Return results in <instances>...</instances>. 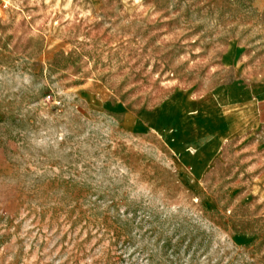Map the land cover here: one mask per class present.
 <instances>
[{
    "label": "rangeland",
    "instance_id": "374dc122",
    "mask_svg": "<svg viewBox=\"0 0 264 264\" xmlns=\"http://www.w3.org/2000/svg\"><path fill=\"white\" fill-rule=\"evenodd\" d=\"M0 264H264V0H0Z\"/></svg>",
    "mask_w": 264,
    "mask_h": 264
}]
</instances>
